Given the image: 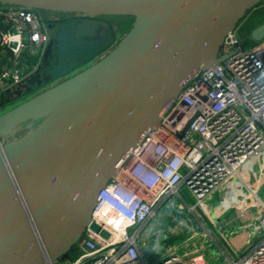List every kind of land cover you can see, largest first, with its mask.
<instances>
[{
	"label": "water",
	"instance_id": "obj_1",
	"mask_svg": "<svg viewBox=\"0 0 264 264\" xmlns=\"http://www.w3.org/2000/svg\"><path fill=\"white\" fill-rule=\"evenodd\" d=\"M262 1L0 0L85 17L62 22L54 35L55 59L44 82L63 80L0 114V264H52L87 228L107 238L91 220L98 194L120 161L157 129L186 81L226 58L219 56L224 39ZM103 16L134 22L116 42ZM250 38L264 39V21ZM34 89L0 94V110ZM23 124L25 134L1 142Z\"/></svg>",
	"mask_w": 264,
	"mask_h": 264
},
{
	"label": "built area",
	"instance_id": "obj_2",
	"mask_svg": "<svg viewBox=\"0 0 264 264\" xmlns=\"http://www.w3.org/2000/svg\"><path fill=\"white\" fill-rule=\"evenodd\" d=\"M48 40L37 10L0 4V94L15 91L36 72ZM219 56L226 58L186 81L160 113L157 129L120 161L98 194L91 220L107 238L87 228L75 244L77 255L52 264H209L201 251L181 254L159 245L155 233L146 234L155 250H146L142 235L169 206L195 210L183 191L204 212L202 204L241 171L256 162L264 167V39L243 49L232 32ZM248 190L245 199L258 214L246 226L243 250L222 264H264V174L258 191Z\"/></svg>",
	"mask_w": 264,
	"mask_h": 264
},
{
	"label": "rangeland",
	"instance_id": "obj_3",
	"mask_svg": "<svg viewBox=\"0 0 264 264\" xmlns=\"http://www.w3.org/2000/svg\"><path fill=\"white\" fill-rule=\"evenodd\" d=\"M103 19L108 21L115 28L116 42H119V40L128 33L134 22L131 16H104ZM263 21L264 2L252 8L234 31V36L239 40L243 49H250L258 43L250 38V31ZM84 67L77 69L72 74L80 71ZM62 80L60 79L48 85H43L40 88H35L31 92L24 93L16 100L4 106L0 110V114L26 102ZM36 123L35 121L33 125H36ZM28 130V124H23L16 130L14 136L5 135L2 137L1 142L6 143L13 137L18 138ZM263 174L264 167L262 163L256 162L253 166H250L248 172L247 170L241 171L239 174L240 177L236 178L230 187L223 189L219 193L222 194V197H227L235 206L241 202H246L247 200L245 197L248 196V189H256L257 192L258 188H260V177ZM209 200L207 203L210 210V208L215 205V201L214 199ZM204 215L206 214L204 213ZM204 223L205 222L200 218L197 212L191 210L186 204L177 203L173 206H169L159 211L150 224L144 228L142 235L144 248L146 250H150L151 248L155 250V243L146 236V234L155 233L159 235V245L176 249V251H179L181 254L203 252L202 246L204 245L203 241L205 240L206 232V225ZM242 230L243 229H240L239 233H241ZM166 243L167 245H165Z\"/></svg>",
	"mask_w": 264,
	"mask_h": 264
},
{
	"label": "crops",
	"instance_id": "obj_4",
	"mask_svg": "<svg viewBox=\"0 0 264 264\" xmlns=\"http://www.w3.org/2000/svg\"><path fill=\"white\" fill-rule=\"evenodd\" d=\"M212 199L215 205L210 208L207 217L219 236L226 242L227 247L204 223L210 231L205 232L202 251L209 264H222L234 253H240L243 250L249 234L246 226L254 220L258 214V208H253L247 201L235 206L227 197H222L221 193H215L211 196L210 200ZM240 229H243L241 233H239ZM141 244L142 242L139 244L140 248H142Z\"/></svg>",
	"mask_w": 264,
	"mask_h": 264
},
{
	"label": "flooded vegetation",
	"instance_id": "obj_5",
	"mask_svg": "<svg viewBox=\"0 0 264 264\" xmlns=\"http://www.w3.org/2000/svg\"><path fill=\"white\" fill-rule=\"evenodd\" d=\"M37 11L41 19L46 24V29L49 34V40L45 48V51L42 55V58L40 60V65L36 70V72L30 78H28L24 83L20 84L15 91L9 93V97H16V93L18 91H25L27 88L31 86L37 88L36 85L38 84H40V87H42L43 85H48L50 83L59 81V80H51L47 83L44 82L46 77H48V72L52 64L54 63V59H55L56 49L54 46L55 45L54 35L57 31V28L62 22L77 21L79 19L85 18L83 15L76 13H58V12H49V11H41V10H37ZM103 17H100L99 19L105 20L103 19Z\"/></svg>",
	"mask_w": 264,
	"mask_h": 264
},
{
	"label": "trees",
	"instance_id": "obj_6",
	"mask_svg": "<svg viewBox=\"0 0 264 264\" xmlns=\"http://www.w3.org/2000/svg\"><path fill=\"white\" fill-rule=\"evenodd\" d=\"M262 2H264V0H263ZM262 2H261V3H262ZM76 255H77V250H76V247L74 246V247L70 250V252H69L65 257H63L62 259H72V258H74Z\"/></svg>",
	"mask_w": 264,
	"mask_h": 264
},
{
	"label": "bare ground",
	"instance_id": "obj_7",
	"mask_svg": "<svg viewBox=\"0 0 264 264\" xmlns=\"http://www.w3.org/2000/svg\"><path fill=\"white\" fill-rule=\"evenodd\" d=\"M17 134V133H16ZM12 136V135H11ZM9 140V139H8ZM253 194V192H251V195ZM202 208L205 210L204 212L205 213H208V210H209V205L207 202L203 203L202 204Z\"/></svg>",
	"mask_w": 264,
	"mask_h": 264
}]
</instances>
